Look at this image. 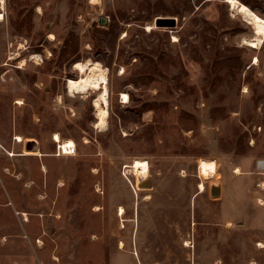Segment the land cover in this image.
Instances as JSON below:
<instances>
[{"label": "rangeland", "instance_id": "rangeland-1", "mask_svg": "<svg viewBox=\"0 0 264 264\" xmlns=\"http://www.w3.org/2000/svg\"><path fill=\"white\" fill-rule=\"evenodd\" d=\"M254 35L224 0H4L0 264H264ZM86 58L108 69L102 128L96 92L65 89Z\"/></svg>", "mask_w": 264, "mask_h": 264}, {"label": "bare ground", "instance_id": "bare-ground-1", "mask_svg": "<svg viewBox=\"0 0 264 264\" xmlns=\"http://www.w3.org/2000/svg\"><path fill=\"white\" fill-rule=\"evenodd\" d=\"M228 7L231 10H234L238 15H240L241 20L254 28L255 35L251 39H244L243 44L249 47H256L257 43L262 41L264 36V17H260L257 13H255L252 9H250L245 3L241 2L240 0H224ZM4 0H0V9H3ZM40 12L41 9L37 8ZM37 11V12H38ZM153 27L151 25L146 26V30H151ZM49 39H54L52 33L48 34ZM172 40H176L173 36ZM20 56L19 52H17L14 56H9L8 60H14ZM30 59L34 63H39L42 60V57L37 54L33 53L30 55ZM25 60H21L20 65L18 68H21L24 65ZM257 62V58L254 57L253 63ZM19 63V62H18ZM73 70L77 72V76L75 78L68 77L65 79V89L69 95L84 93L87 91L96 92V95L92 101V105L95 109V117L97 123L95 124L96 127H104L106 125V120L108 117V69L103 67L100 62L93 61L91 59H87L84 61H75L72 66ZM120 102L126 103L128 101V95L125 92H121L120 94ZM14 140L16 142L23 141L21 136L14 135ZM53 140L59 141V137L57 134L54 135ZM259 168L264 169V159L257 161L256 164ZM93 170V169H92ZM94 172V171H93ZM239 168H235L234 173L240 174ZM198 188L202 191L203 185L201 183L198 184ZM99 190V189H98ZM259 204H262L261 199ZM100 209L99 206H94L93 210L98 211ZM125 209L123 206H117V216L120 219V227H123L124 222V215ZM24 216L25 213L22 212ZM26 216V215H25ZM24 219H26L24 217ZM37 243H40V240H36ZM185 246H188V243L185 242ZM258 246L263 247L264 244L262 242L257 243ZM119 247H123V243L119 242ZM54 258V257H53Z\"/></svg>", "mask_w": 264, "mask_h": 264}, {"label": "water", "instance_id": "water-1", "mask_svg": "<svg viewBox=\"0 0 264 264\" xmlns=\"http://www.w3.org/2000/svg\"><path fill=\"white\" fill-rule=\"evenodd\" d=\"M159 21L163 20V18H156ZM158 25H161V24H158ZM162 25H165V24H162ZM172 25V24H171Z\"/></svg>", "mask_w": 264, "mask_h": 264}, {"label": "crops", "instance_id": "crops-1", "mask_svg": "<svg viewBox=\"0 0 264 264\" xmlns=\"http://www.w3.org/2000/svg\"><path fill=\"white\" fill-rule=\"evenodd\" d=\"M30 156H33V155H30ZM35 156V155H34Z\"/></svg>", "mask_w": 264, "mask_h": 264}]
</instances>
